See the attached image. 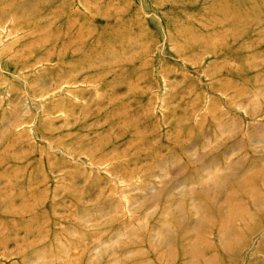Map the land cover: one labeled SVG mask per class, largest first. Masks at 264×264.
I'll list each match as a JSON object with an SVG mask.
<instances>
[{
	"label": "rangeland",
	"instance_id": "obj_1",
	"mask_svg": "<svg viewBox=\"0 0 264 264\" xmlns=\"http://www.w3.org/2000/svg\"><path fill=\"white\" fill-rule=\"evenodd\" d=\"M0 264H264V0H0Z\"/></svg>",
	"mask_w": 264,
	"mask_h": 264
}]
</instances>
